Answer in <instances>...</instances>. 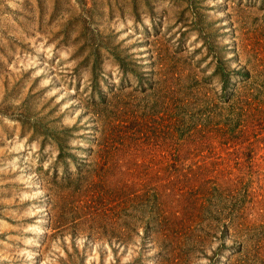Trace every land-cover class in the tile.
<instances>
[{
    "label": "rangeland",
    "instance_id": "374dc122",
    "mask_svg": "<svg viewBox=\"0 0 264 264\" xmlns=\"http://www.w3.org/2000/svg\"><path fill=\"white\" fill-rule=\"evenodd\" d=\"M0 264H264V0H0Z\"/></svg>",
    "mask_w": 264,
    "mask_h": 264
}]
</instances>
